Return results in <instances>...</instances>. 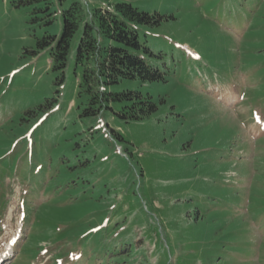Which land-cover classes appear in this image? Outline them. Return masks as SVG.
I'll return each mask as SVG.
<instances>
[{
    "label": "rangeland",
    "instance_id": "374dc122",
    "mask_svg": "<svg viewBox=\"0 0 264 264\" xmlns=\"http://www.w3.org/2000/svg\"><path fill=\"white\" fill-rule=\"evenodd\" d=\"M130 2L164 16L165 79L113 87L157 103L126 122L81 116L71 54L57 86L32 53L58 12L0 0V249L20 226L10 264H264V0Z\"/></svg>",
    "mask_w": 264,
    "mask_h": 264
},
{
    "label": "trees",
    "instance_id": "16d2710c",
    "mask_svg": "<svg viewBox=\"0 0 264 264\" xmlns=\"http://www.w3.org/2000/svg\"><path fill=\"white\" fill-rule=\"evenodd\" d=\"M130 1L10 0L13 9L26 11L31 25L49 28L58 12L59 33L44 32L35 39L32 53L46 51L57 86L65 80L72 55V73L78 78L77 95L85 98L81 116H95L117 104L118 110L113 114L118 119L140 121L157 110L149 93L138 88H113L123 82L139 86L165 79L153 64L157 55L146 33L159 26L164 16L139 9Z\"/></svg>",
    "mask_w": 264,
    "mask_h": 264
}]
</instances>
